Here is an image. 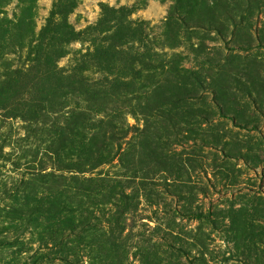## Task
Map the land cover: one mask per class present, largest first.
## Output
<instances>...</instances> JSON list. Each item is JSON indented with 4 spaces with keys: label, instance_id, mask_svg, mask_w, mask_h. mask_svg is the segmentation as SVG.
Wrapping results in <instances>:
<instances>
[{
    "label": "rangeland",
    "instance_id": "1",
    "mask_svg": "<svg viewBox=\"0 0 264 264\" xmlns=\"http://www.w3.org/2000/svg\"><path fill=\"white\" fill-rule=\"evenodd\" d=\"M102 5L111 29L84 33ZM68 21L59 65L95 52L117 82L94 109L129 134L71 182L51 126L0 116V264H264V0H76Z\"/></svg>",
    "mask_w": 264,
    "mask_h": 264
},
{
    "label": "trees",
    "instance_id": "2",
    "mask_svg": "<svg viewBox=\"0 0 264 264\" xmlns=\"http://www.w3.org/2000/svg\"><path fill=\"white\" fill-rule=\"evenodd\" d=\"M12 1L0 0V116L19 118L31 127L51 126V135L60 136L64 158L72 164L59 170L77 174L64 179L92 182L94 178L83 174L119 155L129 134L122 113L116 116L94 109L95 100L104 102L108 87L117 79L92 77L96 54L91 50H79L68 66L59 65L81 34L68 21L76 0H55L39 32L34 22L37 0H16L10 15L7 7ZM108 10L102 5V19L96 24L100 27L89 26L84 33L109 31L111 27L104 25ZM102 71L110 72L106 66ZM108 140L116 142V150Z\"/></svg>",
    "mask_w": 264,
    "mask_h": 264
}]
</instances>
